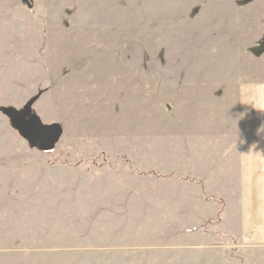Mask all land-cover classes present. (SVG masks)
<instances>
[{
	"label": "rangeland",
	"instance_id": "374dc122",
	"mask_svg": "<svg viewBox=\"0 0 264 264\" xmlns=\"http://www.w3.org/2000/svg\"><path fill=\"white\" fill-rule=\"evenodd\" d=\"M26 1L0 0V108L36 98L31 115L63 129L56 164L103 156L111 172L89 185L105 211L91 208L71 233L60 224L69 202L46 200L62 198L59 179L9 175L0 222L16 228L0 241L1 263L10 253L30 264H264V249L235 242L205 221V203L186 200L199 188L178 155L208 144L238 83L264 81V0ZM29 145L0 109V147ZM108 150L119 153L97 154ZM17 190L34 200L6 198ZM39 216L57 225L36 234ZM18 231L16 247L7 237Z\"/></svg>",
	"mask_w": 264,
	"mask_h": 264
},
{
	"label": "crops",
	"instance_id": "0c3cea01",
	"mask_svg": "<svg viewBox=\"0 0 264 264\" xmlns=\"http://www.w3.org/2000/svg\"><path fill=\"white\" fill-rule=\"evenodd\" d=\"M257 86H264V81L240 82L236 85L234 97L226 99L225 121L210 122L207 145L200 143L191 150H185L184 157L180 152L181 149H178L179 161L185 163V168L182 171L179 169V174L193 179L195 188H199L195 191V198L187 197L186 200L205 203L208 206V210H204L206 222L210 221L209 223H213L221 233L243 247L253 250L264 249V94L258 91ZM204 138L205 135L199 136L200 141H204ZM57 149L58 147L55 146L50 151H44L33 145L0 147V167H2L0 184L3 186L9 175L19 177L21 180L18 184L29 180L33 185H37L38 181L45 180L51 186L59 179V183L63 184L58 190L62 198L56 197V194L49 191L48 195H54L55 198L49 197L46 200L69 202V205L64 206L68 208L66 210H69V213L66 214L67 216H60L66 218L60 224L67 225L66 227H69L67 231L71 233L76 231L75 228L80 227L81 223L84 226L89 224L87 221L91 217V208L94 211L97 208L105 211L104 202L107 197L103 192L95 194L89 189V185L91 180L109 175L111 167L106 169L107 160L103 156L97 158L88 156V162L69 158V163L60 161L56 164L55 161L59 158L51 154ZM115 153L119 152L113 153L109 150L97 152V154ZM108 159L118 161L119 157ZM4 160L6 164L3 163ZM92 160H97L102 166L97 167ZM64 164L69 166L65 167ZM15 186L17 187V184ZM20 192V190L14 191L18 196L11 198L13 193L6 198L17 202L34 200L28 198L29 193ZM31 194L33 196L36 193ZM19 195L23 197L18 198ZM91 202H98L99 206L94 208L90 206ZM8 207V202L0 204V212L3 210L5 212ZM47 210H51V218H56L53 217L57 215L55 210L51 207ZM41 218L44 217L39 216L38 221L29 223V230L32 229L34 233L39 234L42 230H48L45 229L46 227L52 229L57 225L54 220L45 222V219L40 221ZM67 218H69L68 222ZM0 223L1 241L8 233V229L16 227L3 226L5 224ZM19 231L12 232L13 235L7 237L15 246L23 243L22 236L17 235ZM4 255L5 264H30L34 261L23 258L14 261L12 260L14 255L10 253ZM53 259L55 258L32 264H58ZM1 262L0 259V264H3Z\"/></svg>",
	"mask_w": 264,
	"mask_h": 264
},
{
	"label": "water",
	"instance_id": "95a60500",
	"mask_svg": "<svg viewBox=\"0 0 264 264\" xmlns=\"http://www.w3.org/2000/svg\"><path fill=\"white\" fill-rule=\"evenodd\" d=\"M28 7H32L30 1H26ZM33 101L27 103L22 111L11 108L7 113L12 119L14 126L18 129L21 135L33 146H37L44 151H50L60 142L63 129L60 124H46L39 117L31 116ZM39 127L41 132L36 133L35 129Z\"/></svg>",
	"mask_w": 264,
	"mask_h": 264
},
{
	"label": "clouds",
	"instance_id": "9594fccd",
	"mask_svg": "<svg viewBox=\"0 0 264 264\" xmlns=\"http://www.w3.org/2000/svg\"><path fill=\"white\" fill-rule=\"evenodd\" d=\"M257 87H258V91L264 94V86H257Z\"/></svg>",
	"mask_w": 264,
	"mask_h": 264
},
{
	"label": "trees",
	"instance_id": "16d2710c",
	"mask_svg": "<svg viewBox=\"0 0 264 264\" xmlns=\"http://www.w3.org/2000/svg\"><path fill=\"white\" fill-rule=\"evenodd\" d=\"M36 100V98H34L32 101L34 102ZM2 111H4V112H8L9 111V109H7V108H4V107H1L0 108Z\"/></svg>",
	"mask_w": 264,
	"mask_h": 264
},
{
	"label": "snow or ice",
	"instance_id": "6c2138e0",
	"mask_svg": "<svg viewBox=\"0 0 264 264\" xmlns=\"http://www.w3.org/2000/svg\"><path fill=\"white\" fill-rule=\"evenodd\" d=\"M35 131H36L37 134H39V133L41 132V129H39V127H37V128L35 129Z\"/></svg>",
	"mask_w": 264,
	"mask_h": 264
},
{
	"label": "flooded vegetation",
	"instance_id": "af4514ba",
	"mask_svg": "<svg viewBox=\"0 0 264 264\" xmlns=\"http://www.w3.org/2000/svg\"><path fill=\"white\" fill-rule=\"evenodd\" d=\"M32 115H30L28 118H30Z\"/></svg>",
	"mask_w": 264,
	"mask_h": 264
}]
</instances>
